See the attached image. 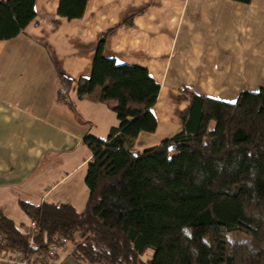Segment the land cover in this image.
Returning <instances> with one entry per match:
<instances>
[{
  "label": "trees",
  "instance_id": "trees-1",
  "mask_svg": "<svg viewBox=\"0 0 264 264\" xmlns=\"http://www.w3.org/2000/svg\"><path fill=\"white\" fill-rule=\"evenodd\" d=\"M34 1L0 0V40L34 19ZM86 2L59 0L57 13L81 18ZM106 36L87 78L59 76L79 98L99 87L98 100L116 102L118 125L103 139L83 136L91 151L86 205L20 201L33 235L0 210V255H39L70 242L74 257L94 264H264V86L234 101L182 88L181 131L135 151L138 134L156 129L160 86L146 68L107 57ZM58 98L67 103L61 89Z\"/></svg>",
  "mask_w": 264,
  "mask_h": 264
},
{
  "label": "crops",
  "instance_id": "crops-1",
  "mask_svg": "<svg viewBox=\"0 0 264 264\" xmlns=\"http://www.w3.org/2000/svg\"><path fill=\"white\" fill-rule=\"evenodd\" d=\"M58 2L35 0L34 19L0 40V210L20 224L31 222L20 201L86 205L91 151L83 136L103 139L118 125L116 102L98 100L99 87L79 98L59 76L87 78L102 33L107 57L146 68L160 86L156 129L138 134L135 151L181 131L182 88L234 101L264 86V0H87L71 20L58 15ZM46 264L94 263L74 257L67 242Z\"/></svg>",
  "mask_w": 264,
  "mask_h": 264
},
{
  "label": "built area",
  "instance_id": "built-area-1",
  "mask_svg": "<svg viewBox=\"0 0 264 264\" xmlns=\"http://www.w3.org/2000/svg\"><path fill=\"white\" fill-rule=\"evenodd\" d=\"M30 233L34 234L35 224L30 223ZM60 242H66L64 238L59 240ZM32 245V240L29 242V247ZM58 250V244L53 243L49 245L47 250L42 254L37 256L25 255L24 253H19L16 257H10L5 254L0 255V261L4 263H16V264H46L49 261L53 260L56 257V253Z\"/></svg>",
  "mask_w": 264,
  "mask_h": 264
},
{
  "label": "rangeland",
  "instance_id": "rangeland-1",
  "mask_svg": "<svg viewBox=\"0 0 264 264\" xmlns=\"http://www.w3.org/2000/svg\"><path fill=\"white\" fill-rule=\"evenodd\" d=\"M248 83V81H245ZM247 91V90H245ZM16 224H18L24 231H28L29 230V227H30V224H29V220L26 218L24 224H20V221L18 219L15 220ZM31 223V222H30ZM152 255V251L151 250H148L146 252V255H145V258H150Z\"/></svg>",
  "mask_w": 264,
  "mask_h": 264
}]
</instances>
